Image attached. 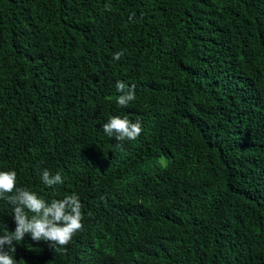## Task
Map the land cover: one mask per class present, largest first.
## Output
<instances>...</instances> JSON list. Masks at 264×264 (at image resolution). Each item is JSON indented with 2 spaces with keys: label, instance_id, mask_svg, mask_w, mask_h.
<instances>
[{
  "label": "trees",
  "instance_id": "16d2710c",
  "mask_svg": "<svg viewBox=\"0 0 264 264\" xmlns=\"http://www.w3.org/2000/svg\"><path fill=\"white\" fill-rule=\"evenodd\" d=\"M112 116L142 133L117 147ZM9 170L83 205L68 245L26 234L17 264H264V0H0ZM12 216L0 199V235Z\"/></svg>",
  "mask_w": 264,
  "mask_h": 264
},
{
  "label": "clouds",
  "instance_id": "9594fccd",
  "mask_svg": "<svg viewBox=\"0 0 264 264\" xmlns=\"http://www.w3.org/2000/svg\"><path fill=\"white\" fill-rule=\"evenodd\" d=\"M105 8L110 10L108 5H105ZM133 15L129 16L130 21ZM122 55V51L116 52L112 59L118 61ZM115 88L120 93L116 98L119 106L127 108L130 102L136 99L135 85L126 86L124 82L117 81ZM101 128L106 136L118 142L117 147L126 140H136L143 131L139 120L133 122L120 116L110 117ZM16 176L14 170L0 171V199L13 206L12 217L15 223L14 231L7 230L4 225L6 230L0 235V264H17L13 258L16 251L14 242H21L26 234L32 241H44L52 248H63L83 227V205L77 194L65 195L62 199H52L49 202L36 192L24 187L18 188ZM40 179L44 185L51 188L64 182L59 173L53 175L48 169L41 171Z\"/></svg>",
  "mask_w": 264,
  "mask_h": 264
}]
</instances>
